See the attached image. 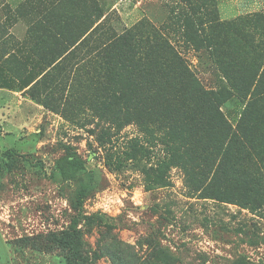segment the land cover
I'll list each match as a JSON object with an SVG mask.
<instances>
[{
    "label": "rangeland",
    "instance_id": "1",
    "mask_svg": "<svg viewBox=\"0 0 264 264\" xmlns=\"http://www.w3.org/2000/svg\"><path fill=\"white\" fill-rule=\"evenodd\" d=\"M192 1L193 11L187 0H0V264H67L55 239L83 186L77 264H264V179L252 188L244 175H223L200 194L173 164L170 185L147 189L143 168L165 148L150 114L128 112L126 86L109 76L107 33L143 21L206 87L227 89L197 31L211 19L199 4L230 21L264 15V0ZM253 54L261 91L264 52ZM246 105L233 92L220 108L236 124ZM252 107L263 157L264 100ZM68 151L86 165L66 180L55 167Z\"/></svg>",
    "mask_w": 264,
    "mask_h": 264
},
{
    "label": "trees",
    "instance_id": "2",
    "mask_svg": "<svg viewBox=\"0 0 264 264\" xmlns=\"http://www.w3.org/2000/svg\"><path fill=\"white\" fill-rule=\"evenodd\" d=\"M187 2L193 11L196 3ZM199 7L211 19L200 23L197 31L211 48L227 89L206 87L170 39L143 21L120 34L107 33L111 41L104 48V56L110 53L107 59L113 61L115 70L109 76L126 86L128 112L150 114L146 121L151 120L156 127L157 141L165 148L166 154L155 167L143 168L147 189L170 185L168 172L173 164L186 170L191 187L200 194L216 187L217 177L223 175H244L249 187L258 188L264 179V156L263 151L257 152L260 138L253 130L251 114L254 101L258 97L264 100V88L259 91L257 71L252 68L253 53L257 49L264 52V15L254 13L227 21L220 20L216 9L208 8L205 2ZM233 92L247 100L236 124L220 108ZM85 165L84 159L68 151L56 161L55 168L68 180ZM86 190L85 186L78 190L72 224L55 239L69 252L67 264H77L74 259L80 254L78 226L87 218L83 209Z\"/></svg>",
    "mask_w": 264,
    "mask_h": 264
}]
</instances>
